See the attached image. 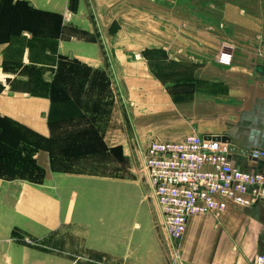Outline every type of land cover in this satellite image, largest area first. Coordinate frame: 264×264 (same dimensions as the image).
Listing matches in <instances>:
<instances>
[{"label": "crops", "instance_id": "obj_1", "mask_svg": "<svg viewBox=\"0 0 264 264\" xmlns=\"http://www.w3.org/2000/svg\"><path fill=\"white\" fill-rule=\"evenodd\" d=\"M220 1L219 10L229 14L225 28L234 30L231 65L215 64V48L193 31L218 22L203 16L194 22L192 16L186 52L176 56L185 64L186 85L172 87L169 97L185 124H170V140L157 142L224 136L247 152L231 155L232 166L254 174L264 170L249 158L252 150L264 149V0ZM50 12L61 13L60 5L0 0V264H162L163 248L139 225L128 231L126 248L115 249L121 235H115L108 212L113 182L97 179L90 149L78 152V134H61L60 125L71 128L81 117L65 123L58 116V69L51 60L61 54L59 33L51 57L49 23L34 21L35 13ZM135 86L145 93L144 84ZM153 91L158 94L152 104L160 111L168 100L157 85ZM61 237L65 247L73 238V249L63 250L73 253L67 258H61ZM258 256L264 257V201L229 206L219 217L190 218L180 264H255Z\"/></svg>", "mask_w": 264, "mask_h": 264}, {"label": "rangeland", "instance_id": "obj_2", "mask_svg": "<svg viewBox=\"0 0 264 264\" xmlns=\"http://www.w3.org/2000/svg\"><path fill=\"white\" fill-rule=\"evenodd\" d=\"M51 1L60 5L61 13L50 12L48 16L35 13L34 21L49 23L51 57L57 54L54 40L59 33L61 54L58 60H51L58 69L55 85L58 116L67 119L65 123L69 118L81 117L71 128L69 124L64 128L60 125V131L61 134H78V152L90 149L91 168L97 179L107 177L113 182V206L108 212L113 218L115 235H121L116 238L115 249L126 248L128 231L139 225L146 229L147 238L155 239L163 248L162 264H166V260L180 264L184 236L174 242L162 229L146 178L144 151L152 140H170V124L184 127L185 120L171 106L169 97L172 87L180 83L186 85L185 64L176 62V56L186 52L185 35L192 31L188 22L192 16L194 22L200 16L215 24L218 22L213 28L193 29L194 33L207 36L208 46L215 48V64L222 51L233 56L234 30L225 28V16L227 20L229 14L218 8L223 1ZM5 8L6 5L3 12ZM58 23L61 24L59 29ZM125 64L128 65L122 73ZM137 83L145 85L144 94L137 93L142 91V87L136 88ZM155 85L161 89L163 100H168L160 111L152 104L158 94L153 91ZM141 99L146 103H139ZM161 111L165 116L156 118V112ZM156 228L159 233L155 232ZM198 244L201 246L202 242ZM72 246V237L66 247L61 237V258L73 255L63 251L72 250Z\"/></svg>", "mask_w": 264, "mask_h": 264}, {"label": "built area", "instance_id": "obj_3", "mask_svg": "<svg viewBox=\"0 0 264 264\" xmlns=\"http://www.w3.org/2000/svg\"><path fill=\"white\" fill-rule=\"evenodd\" d=\"M232 55L222 51L216 63L229 67ZM226 145L196 135L176 143L150 142L144 151V169L153 192L162 229L177 242L190 218L219 217L229 206L251 208L264 201V170L241 172L227 159ZM249 158L264 163V149ZM255 264H264L258 256Z\"/></svg>", "mask_w": 264, "mask_h": 264}, {"label": "water", "instance_id": "obj_4", "mask_svg": "<svg viewBox=\"0 0 264 264\" xmlns=\"http://www.w3.org/2000/svg\"><path fill=\"white\" fill-rule=\"evenodd\" d=\"M206 140H212L214 142H219L221 144L226 145V150H227V153H228L227 159L229 161L231 159V155H233V154H240V153H242L244 155H247V152L242 151V150H238L236 147L232 146L230 144L229 138H227V137H224V136H222V137H213V138H207ZM258 166L259 167H263L264 166V163L263 162H258ZM155 232L159 233V228H156V231ZM166 264H170V262L166 260Z\"/></svg>", "mask_w": 264, "mask_h": 264}]
</instances>
